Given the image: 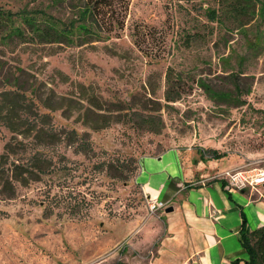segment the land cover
<instances>
[{
	"label": "rangeland",
	"instance_id": "rangeland-1",
	"mask_svg": "<svg viewBox=\"0 0 264 264\" xmlns=\"http://www.w3.org/2000/svg\"><path fill=\"white\" fill-rule=\"evenodd\" d=\"M240 1L249 6L243 12L231 8L237 0H128L119 37L0 43V90L14 89L17 76L49 113L42 124L73 128L89 143L74 152L65 136L57 144L61 169L16 181L13 193L0 184V264H66L83 239L94 255L100 237L150 214L135 180L143 155L210 147L229 168L264 167V0ZM36 6L58 16L73 10L51 0H0L3 9ZM169 78V91L179 94L173 101L164 99ZM200 79L233 97L212 96ZM91 95L105 100L103 109L87 106ZM13 134L0 122V153ZM120 159L125 174L116 177Z\"/></svg>",
	"mask_w": 264,
	"mask_h": 264
},
{
	"label": "crops",
	"instance_id": "crops-1",
	"mask_svg": "<svg viewBox=\"0 0 264 264\" xmlns=\"http://www.w3.org/2000/svg\"><path fill=\"white\" fill-rule=\"evenodd\" d=\"M139 163L135 180L142 192L165 206L118 225L112 238L100 237L95 256L87 253L86 240H79L78 255H66V264L90 259L97 264L117 259L124 264H246L238 233L241 212L250 228L264 224V183L253 190L226 189L214 175L230 164L194 146L143 155ZM168 206L171 210L165 211Z\"/></svg>",
	"mask_w": 264,
	"mask_h": 264
},
{
	"label": "trees",
	"instance_id": "trees-1",
	"mask_svg": "<svg viewBox=\"0 0 264 264\" xmlns=\"http://www.w3.org/2000/svg\"><path fill=\"white\" fill-rule=\"evenodd\" d=\"M239 1L237 0L231 8L243 12L245 7L249 6ZM51 2L65 3L73 10L69 15L58 16L48 11L45 6H36L33 9L23 7L17 10L0 7V43L8 44L17 38L20 42L37 44L81 45L109 39L112 36L119 37L128 4V0H51ZM205 10L209 19L216 18V9L206 7ZM245 24L246 22L240 23L244 25L242 27H245ZM12 78L16 85L14 89L0 90V122L6 124L14 133L3 143L0 153V180H2L0 184L9 186L13 193L16 181L23 184L29 180H36L40 178V174L57 171L64 166L58 156L65 155L57 151V144L65 136H71L73 139L71 142H75L74 152L85 149L89 143L78 137L73 128L66 131L65 127H58L52 123L42 124V120L49 113L40 112L33 98L28 96L24 89H20L18 77ZM198 82L214 97L229 99L234 95L232 90L215 89L203 79ZM167 83L164 99L173 101L179 94L174 95L169 91L170 78ZM234 89L237 90L236 83ZM101 98L91 95L85 97V100L89 108L93 106L96 109H103L105 100L102 101ZM18 135L31 136V141L26 142L18 138ZM198 150L201 154L204 152L210 157L222 155L210 147L198 148ZM125 165L124 159L117 160V173L114 176L122 177L125 174ZM238 233L239 241L247 253L245 263L264 264V224L250 228L241 212ZM99 264H124V262L117 259L113 263Z\"/></svg>",
	"mask_w": 264,
	"mask_h": 264
},
{
	"label": "built area",
	"instance_id": "built-area-1",
	"mask_svg": "<svg viewBox=\"0 0 264 264\" xmlns=\"http://www.w3.org/2000/svg\"><path fill=\"white\" fill-rule=\"evenodd\" d=\"M253 169L235 167L226 168L218 173L217 177L224 180L226 189H256L258 185L264 183V167ZM147 209L149 213H154L165 206V202L155 197L146 196Z\"/></svg>",
	"mask_w": 264,
	"mask_h": 264
},
{
	"label": "water",
	"instance_id": "water-1",
	"mask_svg": "<svg viewBox=\"0 0 264 264\" xmlns=\"http://www.w3.org/2000/svg\"><path fill=\"white\" fill-rule=\"evenodd\" d=\"M171 208H172L171 206H168L165 208V211L171 210Z\"/></svg>",
	"mask_w": 264,
	"mask_h": 264
}]
</instances>
